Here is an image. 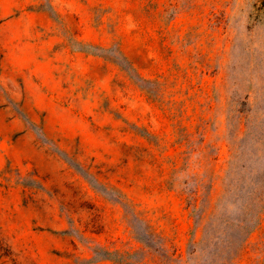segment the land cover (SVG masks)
Listing matches in <instances>:
<instances>
[{
    "label": "rangeland",
    "instance_id": "rangeland-1",
    "mask_svg": "<svg viewBox=\"0 0 264 264\" xmlns=\"http://www.w3.org/2000/svg\"><path fill=\"white\" fill-rule=\"evenodd\" d=\"M0 264H264L263 0H0Z\"/></svg>",
    "mask_w": 264,
    "mask_h": 264
},
{
    "label": "trees",
    "instance_id": "trees-1",
    "mask_svg": "<svg viewBox=\"0 0 264 264\" xmlns=\"http://www.w3.org/2000/svg\"><path fill=\"white\" fill-rule=\"evenodd\" d=\"M263 3H264V0H263ZM246 222H245V224H239V227L241 228V229H245V230H247L248 231V221L249 220H245Z\"/></svg>",
    "mask_w": 264,
    "mask_h": 264
}]
</instances>
